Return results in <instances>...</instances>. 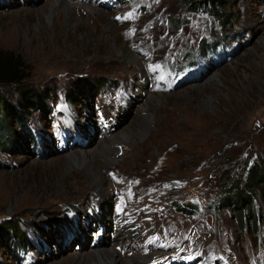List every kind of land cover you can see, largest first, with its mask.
Wrapping results in <instances>:
<instances>
[{
	"label": "rangeland",
	"instance_id": "rangeland-1",
	"mask_svg": "<svg viewBox=\"0 0 264 264\" xmlns=\"http://www.w3.org/2000/svg\"><path fill=\"white\" fill-rule=\"evenodd\" d=\"M58 1L50 16V0H0V49L48 96L13 113L30 130L14 154L0 149V221L26 235L3 233L0 264H92L102 251L121 264H264L261 193L255 227L217 203L225 172L263 162L264 0H234L224 24L179 0ZM97 78L114 84L83 86ZM22 87L0 89L14 102ZM82 152L101 191L87 164L70 168Z\"/></svg>",
	"mask_w": 264,
	"mask_h": 264
},
{
	"label": "trees",
	"instance_id": "trees-1",
	"mask_svg": "<svg viewBox=\"0 0 264 264\" xmlns=\"http://www.w3.org/2000/svg\"><path fill=\"white\" fill-rule=\"evenodd\" d=\"M234 0H179L181 7L189 12H198L200 10L207 11L211 15L217 17L219 21L224 24L229 18V13L225 11V8ZM174 27H179L180 22L177 18H173L171 21ZM217 43H202L200 45V51L205 53L207 50L212 51ZM187 57V56H186ZM185 57V58H186ZM194 61H191L193 63ZM27 64L21 58L20 55L7 49H0V86H8L19 88L18 97L12 102L6 95L5 91L0 89V149L7 151L9 155L14 154V146H19V135H24L30 130L29 126L23 122H17L16 117H13L14 112H18V108H22L24 104L30 108L34 104H43L48 107L47 95L40 92L39 89L29 87L24 84V81L28 78ZM114 84V81L106 80L103 78H97L93 80L83 81V86L88 87L91 91L99 92L103 86L110 87ZM32 105V106H31ZM38 106V105H36ZM19 116L18 114H15ZM21 123L18 132L13 128L12 123ZM14 133L18 134V137L12 139ZM16 134V136H17ZM224 193L218 198V204L220 210L231 206L233 207L239 226L246 225L247 222L251 223L254 227L259 224V213L255 210L254 194L257 190L264 197V156L263 162L254 164L247 169V174L241 179H231L230 173L225 172L223 177ZM179 210L183 212L195 211L196 205L190 207H183L181 204ZM177 209V207L175 206ZM19 220L7 218L0 221V238L4 237L3 233L8 230L21 231L24 239L25 233L22 231L18 224ZM7 235V233H6ZM27 240V239H26ZM20 242V240H18Z\"/></svg>",
	"mask_w": 264,
	"mask_h": 264
},
{
	"label": "bare ground",
	"instance_id": "bare-ground-1",
	"mask_svg": "<svg viewBox=\"0 0 264 264\" xmlns=\"http://www.w3.org/2000/svg\"><path fill=\"white\" fill-rule=\"evenodd\" d=\"M59 2L60 1H58V0H50V3H51V4H49L50 5L49 9L51 10L50 16H52L55 13L56 6L58 5ZM68 8L72 12L71 5H68ZM219 76H220L219 73L215 74V78L220 81ZM122 137H125L124 139L127 140V139H129L128 137H130V136L127 133L122 134V136H117V135L111 136L110 139L112 140V143L114 142V144L110 145L108 143L107 144L105 143L106 149H110V150L114 151L115 145L123 144L124 141H123ZM103 144L104 143H102L98 146V148H97L98 151L100 149H102L101 145H103ZM116 147H118V146H116ZM106 149H102V150H106ZM115 151H117L116 153H118V149H115ZM104 152H105V157H108V159H113L115 157V155L113 153H106V151H104ZM92 158H93L92 154L90 155V154H87L85 152H82L81 154L73 153V154H71V158H69L70 159L69 160L70 168L78 167V166H81L82 164H84V165L87 164L88 165L87 169L89 168L88 170L90 171V173H92L94 175L93 188L101 191L102 186L106 183L107 178L98 171L97 166H95L93 164ZM107 163H109V161ZM119 260L120 259H118V256L115 252L107 253L105 251H102V252H99L98 254H96L92 264H121V262ZM129 264H132V263L129 261Z\"/></svg>",
	"mask_w": 264,
	"mask_h": 264
},
{
	"label": "snow or ice",
	"instance_id": "snow-or-ice-1",
	"mask_svg": "<svg viewBox=\"0 0 264 264\" xmlns=\"http://www.w3.org/2000/svg\"><path fill=\"white\" fill-rule=\"evenodd\" d=\"M119 19V18H118Z\"/></svg>",
	"mask_w": 264,
	"mask_h": 264
}]
</instances>
